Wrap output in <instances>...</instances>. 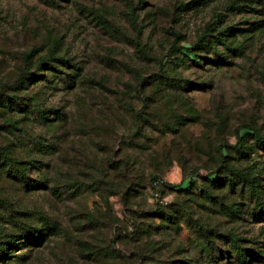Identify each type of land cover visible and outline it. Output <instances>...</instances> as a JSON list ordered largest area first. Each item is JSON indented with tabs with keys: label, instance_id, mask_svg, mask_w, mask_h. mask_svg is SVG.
<instances>
[{
	"label": "rangeland",
	"instance_id": "rangeland-1",
	"mask_svg": "<svg viewBox=\"0 0 264 264\" xmlns=\"http://www.w3.org/2000/svg\"><path fill=\"white\" fill-rule=\"evenodd\" d=\"M181 1L0 0V264H264V0Z\"/></svg>",
	"mask_w": 264,
	"mask_h": 264
},
{
	"label": "trees",
	"instance_id": "trees-1",
	"mask_svg": "<svg viewBox=\"0 0 264 264\" xmlns=\"http://www.w3.org/2000/svg\"><path fill=\"white\" fill-rule=\"evenodd\" d=\"M214 0H186V1H181L178 4V10L181 12H187L190 10H198L201 7L207 6L208 4H210L211 2H213ZM233 6L232 5H226L225 6V10H230L232 9ZM206 35H201V37L199 38L198 41L203 42V46L205 47L206 45L209 44V46H211L213 43L210 39L205 38ZM198 45V42H197ZM202 46V47H203ZM30 54H32V52H29ZM55 50H50L47 54V56H45L44 58H40L38 61V67H40L42 70H53L56 68L53 66V60L57 59L54 55ZM30 56V55H29ZM63 61V60H62ZM63 64H67V60H65V62H62ZM54 67V68H53ZM40 76V77H39ZM42 76L40 74L38 75H34L33 73L29 74V77L26 78V85L32 84V83H37L39 79H41ZM165 81L166 82H171L172 84L176 85V80L175 78H171L168 75L164 76ZM23 88L24 86H22V84H20V82H16L14 88ZM14 100L16 99L15 97H12ZM4 99H8V101H3L4 103V107H7V109L9 110H13V108L10 106V100L11 97L10 96H4ZM23 108H18V111L20 112H24L22 111ZM36 113H37V119L39 121H41L44 125L49 126V124L53 125L52 122H55V117L54 118H48V116L46 115L47 113L41 109V108H35ZM5 111V110H4ZM25 113H32V111H27L24 112ZM26 117V116H23ZM11 119H9L8 123L11 125ZM255 134H257V132H255ZM257 140L261 143L264 144V137L260 134L256 135ZM10 152L8 150H2L0 149V165L4 166V170L10 174V176L16 177L18 178L21 183L23 184V186H34L35 183L30 182V179L28 178L27 174H26V167L23 166V163L21 161H17L15 158H13L10 154ZM232 173L235 175L236 178H238L239 180H242L243 182H246L248 184V186L250 187V189L252 191H254V193L258 194V189L260 187L259 181L257 180L255 175L249 174V173H244V172H240L239 170H235L232 169ZM229 183L230 185H232V180L229 179ZM211 182V181H210ZM212 184H215V182H211ZM219 183V181H218ZM209 197H211L209 195ZM229 211H233L234 209H236V207L230 206L228 207ZM161 214H165L163 211L160 212ZM168 216H171V214L168 213ZM199 229L203 232V236L207 239V246L206 249L208 251V253H210L211 257H212V246H211V240L209 238V232L210 229L204 228L203 226H199ZM230 240V244L231 247L233 249H235V251L237 252V256L239 258V260L243 263H246L247 260V256L245 255L243 251V249H241L240 246V239L235 238L234 236H229L228 237ZM15 239H8L6 238L5 240H0V262H6L10 259L11 256H13V251L11 250L13 247Z\"/></svg>",
	"mask_w": 264,
	"mask_h": 264
}]
</instances>
